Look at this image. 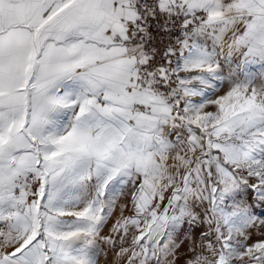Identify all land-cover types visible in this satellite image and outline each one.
Masks as SVG:
<instances>
[{"label":"snow or ice","instance_id":"6c2138e0","mask_svg":"<svg viewBox=\"0 0 264 264\" xmlns=\"http://www.w3.org/2000/svg\"><path fill=\"white\" fill-rule=\"evenodd\" d=\"M108 253L264 264V0H0V264Z\"/></svg>","mask_w":264,"mask_h":264},{"label":"rangeland","instance_id":"374dc122","mask_svg":"<svg viewBox=\"0 0 264 264\" xmlns=\"http://www.w3.org/2000/svg\"><path fill=\"white\" fill-rule=\"evenodd\" d=\"M116 215H119V208H117V210H116V212L114 214L113 219L115 218ZM186 250H187V242H185L184 246H182V248H181L180 251L183 253ZM112 255H113L112 253H108L106 256H102L101 257V264H105L106 261H111ZM183 259H184V257L181 256L180 259L177 261V264H182Z\"/></svg>","mask_w":264,"mask_h":264}]
</instances>
